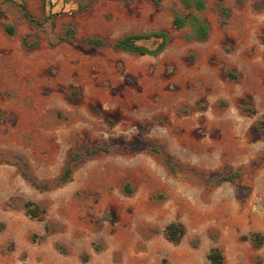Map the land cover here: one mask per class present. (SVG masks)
<instances>
[{
  "label": "rangeland",
  "instance_id": "obj_1",
  "mask_svg": "<svg viewBox=\"0 0 264 264\" xmlns=\"http://www.w3.org/2000/svg\"><path fill=\"white\" fill-rule=\"evenodd\" d=\"M203 1L0 0V264H264V0Z\"/></svg>",
  "mask_w": 264,
  "mask_h": 264
},
{
  "label": "trees",
  "instance_id": "obj_2",
  "mask_svg": "<svg viewBox=\"0 0 264 264\" xmlns=\"http://www.w3.org/2000/svg\"><path fill=\"white\" fill-rule=\"evenodd\" d=\"M185 6H193L196 10L202 11L205 8V3L203 0H182ZM22 10L24 12L25 19L36 25L41 26L42 23L28 11L26 6H22ZM173 28L175 29H182L186 26L191 27V38H194L200 42H205L209 38V27L208 25L195 13L187 14L186 16H182L180 14H176L173 23ZM9 32L12 34L13 32L9 29ZM156 38L160 39L161 42L158 45V47L154 50H150L146 47L137 45V41L141 39H151ZM90 44L94 45H101L103 42L99 39H90L88 40ZM168 43V35L165 32H156V33H150V34H140V35H129L126 36L116 42V47L119 49H122L124 51H128L130 53H134L140 56L144 55H158L162 51L165 50ZM74 167L68 166L65 171L62 173L59 179V183H66L68 182L73 173ZM239 175L238 172H234L228 176H223L220 178L221 181H233L235 178H237ZM37 188L39 190L41 189H50L47 185L38 184ZM25 209V215L30 217L31 219H38L40 221H43L45 219L47 210L45 208H42L39 204L32 202V201H26L24 204ZM46 231L49 232L50 229L48 226H46ZM185 234V227L183 224L180 223H171L168 225L164 230V235L166 239L171 242L174 245H177L182 240L183 236ZM254 244L257 247H261L263 244L262 239H258V236L256 235V238L254 239ZM207 259L211 264H225V256L224 254L218 249L213 248L210 250V252L207 255Z\"/></svg>",
  "mask_w": 264,
  "mask_h": 264
}]
</instances>
